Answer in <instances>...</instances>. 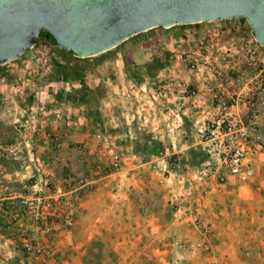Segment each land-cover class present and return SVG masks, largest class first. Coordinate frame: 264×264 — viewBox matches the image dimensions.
Listing matches in <instances>:
<instances>
[{
	"label": "crops",
	"instance_id": "1",
	"mask_svg": "<svg viewBox=\"0 0 264 264\" xmlns=\"http://www.w3.org/2000/svg\"><path fill=\"white\" fill-rule=\"evenodd\" d=\"M202 23L162 28L155 34L142 32L124 47L107 51L112 52L109 56L104 52L86 58L111 64L106 79L109 98L100 104L97 99V120L80 115L82 107L88 111L85 104L72 108L78 119L66 131L53 117L52 130L66 136L61 159L78 175L85 171L94 175L93 169L99 174L105 161L120 153L125 158L119 172L90 178L92 190L83 193L72 229L57 232L56 251L62 264H264L262 188L228 175L225 183L214 184L203 196L190 183L195 172L192 158L203 143L200 125L190 117L195 109L184 85L196 87L203 96L208 88L205 77L190 73L179 53L192 50L204 37L208 26ZM146 36L159 40L158 52L142 43ZM164 81L169 93L157 98L153 86ZM95 87L105 95L106 88ZM168 105L180 112L179 118L164 115L171 108ZM4 127L0 122V173L17 181L21 160L29 156L9 148L16 147L15 140L5 143ZM146 136L159 143L157 150L143 148ZM40 154L52 160L55 151L42 147ZM173 156L178 162L171 160ZM17 196L15 192L0 195V205L16 201ZM179 201L182 207L177 210ZM12 215L0 210V264H26L27 258H16L19 249L6 234ZM196 218L211 231L209 235L194 224Z\"/></svg>",
	"mask_w": 264,
	"mask_h": 264
},
{
	"label": "rangeland",
	"instance_id": "2",
	"mask_svg": "<svg viewBox=\"0 0 264 264\" xmlns=\"http://www.w3.org/2000/svg\"><path fill=\"white\" fill-rule=\"evenodd\" d=\"M202 24L207 23L203 22ZM161 30L162 28L157 27L145 31L146 33L144 34H149L152 31L155 34L156 32H162ZM182 35L184 39H188L187 35L184 33ZM140 37L141 35H136L132 39L126 40L119 48L124 47L130 40H136V38ZM149 37H143L142 43L145 44L146 48L150 47L153 51L158 52L160 50L158 48L159 40H150ZM199 39H202V37H199ZM146 40L149 41L146 42ZM173 53L177 54L176 51ZM111 54L112 52L110 51L104 53V56ZM92 59L93 61L88 63ZM108 63V60L98 61L97 57L70 59V61H67L61 56L60 51L52 42L38 38V44L28 49L21 60L11 61L0 66V122L5 126L1 130V136L4 137L5 143L15 140L16 147L10 145L9 148L20 150L29 156L21 160L19 180L9 181V178L13 177L6 179L0 173V195H13L14 192L16 195H20L16 197V201L9 199L8 201H12V203L6 206L1 204L0 210L11 211L13 214L6 226V234L15 244L13 246H17L19 249L20 255L16 258L24 259V261L27 258L26 264L33 263L35 260L27 255L24 246L28 242L29 231L36 224L37 208L42 222L49 223L50 217L59 216L61 219L68 207H72L75 223L76 211L83 193L92 190L93 182H89L90 178L102 172L105 174L112 173L111 164L114 159L105 161L99 174V170L92 168L96 172L94 175H91L90 171H85L83 175H78L70 171V168L61 159L62 146L65 139L63 137H66L64 131L75 127L74 124L78 119L72 108L78 109L82 104L90 108V105L85 102L80 104L73 103L69 96H77L78 93H82L86 101L92 102L91 105L94 106L95 104V107L100 104L101 100L108 99L109 93L107 92L110 89L106 79L111 74V64ZM59 65L73 68L79 72L82 75L80 76L82 81L79 77L71 80L57 78L56 72L59 69ZM105 71L107 72L103 73ZM98 78L99 80H97ZM96 80L97 83L95 82ZM96 85L101 86L102 89L106 88L105 95L103 92L100 94L101 91L98 90V87H95ZM157 86L158 82L153 86L154 91ZM97 99L99 104H97ZM85 110L82 107L80 115L84 114L86 119L88 117L93 119V115ZM52 119H54L53 121L62 122L64 130L62 133L52 130L51 123L55 125ZM56 130L60 131V128ZM67 133L70 134L68 130ZM57 143H59V146H57ZM47 146L52 147L55 151L52 160H44L40 157L42 147ZM83 148L84 146L78 149L82 150ZM241 182L254 186V188H262L260 196L264 200V156L257 160L253 175L243 177ZM83 183L89 185L82 187ZM260 183H263V187H260ZM62 185L66 188L63 189ZM67 191L69 194L65 193ZM206 193L208 194V192ZM75 194H78V197ZM49 196H52L53 199H50V204L47 205L46 200ZM40 198L44 199L39 203L38 200ZM58 218L53 222L54 264H62L59 252L56 251L57 232L61 229L70 231L74 225L67 228L62 225ZM194 224L199 229H202L203 224L200 219L196 218ZM202 230L205 236L211 232L208 229L205 230L204 226ZM39 237L41 243L45 242L42 234H39Z\"/></svg>",
	"mask_w": 264,
	"mask_h": 264
},
{
	"label": "built area",
	"instance_id": "3",
	"mask_svg": "<svg viewBox=\"0 0 264 264\" xmlns=\"http://www.w3.org/2000/svg\"><path fill=\"white\" fill-rule=\"evenodd\" d=\"M205 35L190 51L181 54L187 70L203 75L208 88L204 96L190 85L184 92L191 98V119L200 125L201 141L206 159L195 169L190 183L204 194L213 185L227 181L228 175L250 177L255 161L264 156V47L255 39L251 24L242 17L204 21ZM168 83L161 82L154 91L157 98L167 96ZM167 108L164 115L179 118L180 112ZM59 146V143H57ZM125 154H118L111 164V172L121 170ZM89 184L83 183L81 186ZM78 197V194H75ZM44 198H40L39 203ZM47 198V205L50 204ZM182 202L176 203L177 210ZM180 211V210H179ZM74 210L68 207L60 217L42 222L38 208L36 224L28 233L25 252L35 260L29 264H54V226L58 218L70 228L74 224ZM39 234L45 238L41 243Z\"/></svg>",
	"mask_w": 264,
	"mask_h": 264
},
{
	"label": "water",
	"instance_id": "4",
	"mask_svg": "<svg viewBox=\"0 0 264 264\" xmlns=\"http://www.w3.org/2000/svg\"><path fill=\"white\" fill-rule=\"evenodd\" d=\"M242 17L264 47V0H0V66L19 61L41 30L80 58L147 30Z\"/></svg>",
	"mask_w": 264,
	"mask_h": 264
},
{
	"label": "trees",
	"instance_id": "5",
	"mask_svg": "<svg viewBox=\"0 0 264 264\" xmlns=\"http://www.w3.org/2000/svg\"><path fill=\"white\" fill-rule=\"evenodd\" d=\"M188 25L189 26L197 25V23H195V24L175 25V26H172L170 28L173 29L174 27H178V26L186 27ZM158 28H164V27L160 26ZM153 29H155V28H153ZM132 38H130V39H132ZM39 39H43L45 41H50L56 46V40L53 38V36L50 33L46 32L45 30H41L40 35H39ZM121 45L122 44H120L117 47H121ZM57 49L60 51L61 56L64 57L67 61H70V59H78V58H80V57L74 56L71 52H64L63 50H60L58 47H57ZM86 58H80V59H86ZM56 74H57V78H60V79H63V80H71V79H75V78L79 77L81 79V81H82V78L80 77L82 75L79 72L75 71L73 68H67V67H64L62 65L61 66L59 65V69L57 70ZM62 95H64V94H62ZM67 96H68V94H67ZM69 97L72 100V102L75 103V104H80V103H84L85 102L88 105H90V108H88L87 112L89 114L93 115L92 118H94V120L95 119L97 120L98 115H97L96 107L91 105L92 102H90L88 100L86 101V98L82 95V93H78L77 96L76 95H70ZM149 137L148 138H147V136L145 137L144 143L142 144L143 148L146 149L148 147H151L152 150H157L159 148V143L157 141L151 140V138H149ZM206 157H207L206 152L204 151V148L202 146V149H200L199 152H197V154H195V156H193V158H192V161H193L192 165L195 166V169L206 159ZM171 160L174 163L178 162V160L174 156L171 158Z\"/></svg>",
	"mask_w": 264,
	"mask_h": 264
}]
</instances>
